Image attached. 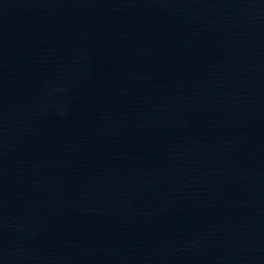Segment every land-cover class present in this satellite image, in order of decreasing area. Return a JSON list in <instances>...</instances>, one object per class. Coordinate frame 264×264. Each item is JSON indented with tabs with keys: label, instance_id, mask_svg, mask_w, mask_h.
I'll use <instances>...</instances> for the list:
<instances>
[{
	"label": "water",
	"instance_id": "water-1",
	"mask_svg": "<svg viewBox=\"0 0 264 264\" xmlns=\"http://www.w3.org/2000/svg\"><path fill=\"white\" fill-rule=\"evenodd\" d=\"M0 264H264V0H0Z\"/></svg>",
	"mask_w": 264,
	"mask_h": 264
}]
</instances>
